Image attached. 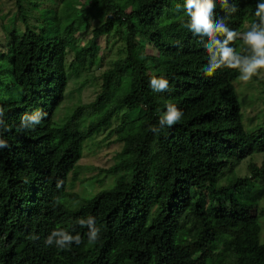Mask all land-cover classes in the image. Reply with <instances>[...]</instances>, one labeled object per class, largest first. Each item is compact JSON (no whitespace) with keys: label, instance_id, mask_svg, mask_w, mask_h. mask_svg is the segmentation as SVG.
Masks as SVG:
<instances>
[{"label":"trees","instance_id":"16d2710c","mask_svg":"<svg viewBox=\"0 0 264 264\" xmlns=\"http://www.w3.org/2000/svg\"><path fill=\"white\" fill-rule=\"evenodd\" d=\"M85 2L56 34L57 25L35 31L21 14V0H14L24 24L21 32H8L0 55V91L14 94L0 99V139L9 145L0 150V264H264V160L251 162L264 154V121L243 126L233 85L239 69L205 74L207 38L184 27L187 16L175 11L184 0ZM257 2L228 0L237 9L228 13L215 0L216 19L244 33L258 21ZM96 18L99 24L79 44L74 34ZM114 26L118 56L100 73L93 99L55 122L69 74L97 63L96 41ZM231 46L250 55L240 37ZM153 76H165L170 90L154 92ZM167 103L183 111V120L155 134L149 129L158 126ZM32 115L42 122L22 127L21 118ZM102 131L120 144L115 163L103 170L115 176L113 185L68 209L61 202L72 196L67 176L84 141ZM244 160L246 174L218 182ZM70 176L73 182L76 170ZM248 181L263 185L252 190ZM88 216L101 228L95 244L77 224ZM58 228L81 237L61 257L44 243Z\"/></svg>","mask_w":264,"mask_h":264},{"label":"rangeland","instance_id":"374dc122","mask_svg":"<svg viewBox=\"0 0 264 264\" xmlns=\"http://www.w3.org/2000/svg\"><path fill=\"white\" fill-rule=\"evenodd\" d=\"M87 1L89 0H21V14L28 17L25 20L27 24H35V31H39L45 26L55 27L57 25L58 28L54 32L62 34L64 32L63 27L73 18L72 8L76 6V9H78V6L83 5L84 2L87 3ZM57 3L59 6L56 10L55 4ZM75 12L77 14L78 10H75ZM52 16H55V18L52 19ZM36 18L37 21H35ZM98 18L90 19L86 30L77 31L74 34L79 44H84L90 37L91 29L99 24L100 20ZM23 24L22 17L15 11L14 0H0V55L4 54L5 47L3 45L6 44L8 32L12 30L21 32ZM44 33L46 32L44 31ZM119 38L118 28L114 26L108 38L100 37L96 41L98 47L97 63L88 70L79 71L77 75L69 74L64 98L53 114L55 122L60 123L76 105L87 103L93 99L98 90L100 73L110 66L118 56L121 45ZM0 62L2 61L0 60ZM233 85L240 104L243 126L251 128L264 121V96L261 92L264 85V69H260L257 75L247 82L242 81L239 76ZM7 89L0 91V99L14 96L13 92ZM118 123L119 115L112 119L111 127L114 128ZM106 133L107 131H102L84 141L81 156L76 163L78 167L75 166L73 169L76 170L77 176L73 182L70 179L73 170L67 176L66 191L71 193L72 196L71 198L65 196L61 199L66 208L74 209L79 206L80 199H88L97 192L108 189L113 185L115 176L107 174L103 170L115 163V154L120 149V144L113 141V135L105 139ZM263 160L264 154H255L251 158V162L256 165H259ZM246 163L247 160H244L235 169L225 170L218 182L228 184L235 177L246 174ZM258 181H248L247 185L252 190H257L263 185L262 181ZM259 206H264V199L259 201ZM259 237L264 241V220L261 221ZM49 248L53 255L63 256V250L57 249L55 246H49Z\"/></svg>","mask_w":264,"mask_h":264},{"label":"clouds","instance_id":"9594fccd","mask_svg":"<svg viewBox=\"0 0 264 264\" xmlns=\"http://www.w3.org/2000/svg\"><path fill=\"white\" fill-rule=\"evenodd\" d=\"M221 5L228 13L237 11L235 6H230L228 0H221ZM216 3L215 0H184L183 5L176 4L175 11L183 10L187 16L184 24L193 36L207 38L205 44L208 54V63L204 67L206 75H213L217 70L222 68L239 69L240 79L247 82L257 75L260 69H264V0H258L254 15L258 18L250 29L244 33L238 32L225 23L224 18L216 19ZM238 37L242 38L244 44L250 50V55L238 54L232 42ZM149 85L154 92H168L170 84L165 76H153L149 80ZM166 111L162 113L158 120V126H151L150 131L159 134L164 128H172L183 120L184 113L176 105L167 103ZM4 112V108L0 107V115ZM46 116V113L43 114ZM42 122L40 115L24 116L21 118V126L31 129L33 124ZM34 130V129H32ZM6 139H0V150L8 148ZM61 186L57 182V188ZM80 227L88 229V241L95 244L100 240L101 228L96 226L95 218L88 216L77 220ZM33 240L39 239L33 235ZM47 246H55L60 250L70 249L73 244L81 243L80 235H73L64 228L54 229L45 238Z\"/></svg>","mask_w":264,"mask_h":264}]
</instances>
